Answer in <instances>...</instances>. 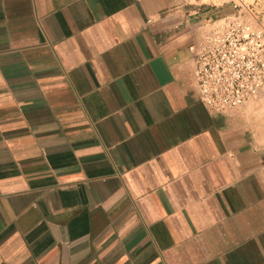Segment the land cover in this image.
Instances as JSON below:
<instances>
[{"label":"crops","instance_id":"obj_1","mask_svg":"<svg viewBox=\"0 0 264 264\" xmlns=\"http://www.w3.org/2000/svg\"><path fill=\"white\" fill-rule=\"evenodd\" d=\"M236 14L264 0H0V264H264V95L195 81Z\"/></svg>","mask_w":264,"mask_h":264},{"label":"built area","instance_id":"obj_2","mask_svg":"<svg viewBox=\"0 0 264 264\" xmlns=\"http://www.w3.org/2000/svg\"><path fill=\"white\" fill-rule=\"evenodd\" d=\"M195 81L208 111L221 113L264 95V31L236 14L202 27Z\"/></svg>","mask_w":264,"mask_h":264},{"label":"rangeland","instance_id":"obj_3","mask_svg":"<svg viewBox=\"0 0 264 264\" xmlns=\"http://www.w3.org/2000/svg\"><path fill=\"white\" fill-rule=\"evenodd\" d=\"M248 19L250 20L251 22V25L255 28H260L264 31V27H256V21H257V18L253 17V16H250L248 17Z\"/></svg>","mask_w":264,"mask_h":264}]
</instances>
